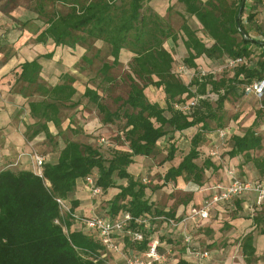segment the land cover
<instances>
[{
  "label": "trees",
  "instance_id": "trees-1",
  "mask_svg": "<svg viewBox=\"0 0 264 264\" xmlns=\"http://www.w3.org/2000/svg\"><path fill=\"white\" fill-rule=\"evenodd\" d=\"M42 1L37 4V12L45 18L38 27L35 41L44 45L50 43L53 49L40 57L52 59L57 48L66 47L71 55L78 56L76 66L80 71L82 62L90 65L99 57L102 49L98 43L102 42L110 47L113 58L100 68L103 82L109 86L117 81L111 70L120 65L121 55L126 51L131 57L126 73L128 92L126 97L115 98L118 104L112 110L103 94L105 88L108 92V86L102 93L98 88L84 85L82 95L96 107L101 123L108 130L120 124L117 139L110 141L102 137L107 142L96 146L89 141L69 138L60 130L67 121L66 111L81 107L80 102L74 100L77 93L74 83H81L82 78L68 72L57 76L55 84L46 82L39 58L22 62L13 69L15 85L19 86L35 120L33 129H30L32 125L28 126L26 137L32 139L44 133L59 153L55 159L44 163V177L21 167H8L0 172V264H107L103 256L105 246L96 236L84 234L73 219L67 218V232L54 222L60 215L55 198L61 197L72 207L77 206L76 188L79 183H86L87 177H93L95 185L101 188V194L94 197L99 199L98 207L106 204L99 209L102 211L97 208L96 214L115 219L130 213L134 218L132 227L143 229L145 239L141 242L130 240L122 232L115 235L116 242L125 244L124 252L128 255L144 251L152 237L160 240L162 253L178 246L181 232H174L168 221L181 220L189 214L178 213L181 205L191 202L192 207L201 205L206 197L203 189L226 178L225 174V178H217V172L235 168L242 180L264 181V92L262 101L255 107L253 122L245 126L244 132H234L225 138L230 144L225 165L217 163L214 157H202V147L209 138H218V130L230 125L224 122L225 103L240 102L247 96L245 87L264 80V38L256 36L263 32L255 21L264 0H252L251 5L246 0L242 10V0H177L185 6L186 12L181 14L183 24L179 32L165 15L148 6L151 0H48L52 5L68 7L66 12L52 13L44 10ZM186 14L195 17L200 26L193 28ZM179 40L184 48V66L195 71L189 83L175 71V46L169 41L177 44ZM93 47L97 50L91 57ZM202 57L210 60L211 71L204 74L199 72L197 63ZM239 57L243 58L242 63L234 68L226 66L228 61ZM219 68L223 69L217 72ZM150 86L161 92L165 106L150 99L147 90ZM213 93L218 95L216 99L211 98ZM194 99L196 103L188 111L175 106L188 105ZM70 114L67 129L74 137L81 128L73 123L74 111ZM82 114L86 116L85 112ZM239 117L237 112L233 119ZM211 121L216 125L212 126ZM50 123L58 129L60 139L50 132ZM193 127L198 130L190 138L189 151L177 164L168 167L164 183L178 184L181 178L185 183L195 184L198 186L195 193L201 195V200L184 199L177 207L160 206L150 198L153 189L136 178L128 167L137 157L156 156L159 142L167 136L169 150L164 161H174L179 140L176 133ZM250 168L257 170V177L248 175ZM121 180L126 183H120ZM244 198L238 196L222 203L231 212L225 225L250 218L257 229L262 221L257 213L264 208V203L255 201L251 204L253 210H244ZM218 206L221 204L215 208ZM208 221L210 218L190 222L193 244L192 229L208 227ZM161 229L168 235L159 234ZM253 231L240 236V251L246 264L259 260ZM260 233L264 234V228ZM179 245L185 251L183 239Z\"/></svg>",
  "mask_w": 264,
  "mask_h": 264
},
{
  "label": "rangeland",
  "instance_id": "rangeland-1",
  "mask_svg": "<svg viewBox=\"0 0 264 264\" xmlns=\"http://www.w3.org/2000/svg\"><path fill=\"white\" fill-rule=\"evenodd\" d=\"M249 1V0H248ZM40 2V0H0V11L2 13H5L6 15H10V18H15L16 21H18V24L20 27H16L14 31L10 32L9 27L0 26V38L4 39L6 41L7 36L11 38V34L19 35V32L21 30L28 32L31 37L27 40L29 43L31 42L33 46L38 45V43L35 41V34L37 33L38 27L41 26V22L44 21L45 17H42L40 13L37 12V4ZM44 4V10L48 13H52L53 11L59 10L62 12L68 11V7L63 6L61 4H55L52 5L48 0L42 1ZM151 1L148 3V6L150 5ZM248 3V2H247ZM249 4V3H248ZM164 4L162 5L164 7ZM183 5L180 4L178 1H174V3H171L169 6V11L166 13L165 17L168 20V22L173 26L175 30L179 32L181 25L183 24V18L180 14V12L183 10L185 12V9L183 8ZM180 10V12H179ZM182 11V12H183ZM186 13V12H185ZM187 15V14H186ZM188 19L190 20V25L193 28L199 27L198 21L188 16ZM188 21V20H187ZM5 35V36H2ZM33 36V37H32ZM170 45L173 47L174 55H175V71L180 75V77L186 82L189 83L194 76L195 71L189 70L187 67L184 66V63L182 61L183 55H184V48L182 45V41L179 40L178 43L174 44L172 41H169ZM44 44H39V46L42 47V51H44L46 54L47 52L52 51L53 45L48 43L46 47V50L43 49ZM99 46H101L102 52L99 55L98 58H94V62L90 65L86 64L85 62H82V68H80V75L82 78L81 83H77L80 93L75 95V101L80 102V109H71L66 111V118L70 117V113L74 111L75 115L73 117V123L77 127L80 126L81 131L77 133L74 137L70 134L71 132L68 130L65 134L69 138H76L83 141H89L92 142L94 145L98 146L99 143H104L101 141L102 137L109 138L108 140L114 141L116 138V135L118 134V128H120V124L114 125L111 129L102 130L101 123V116L96 109V107L93 104H90L86 101V99L83 97L82 90L85 88L84 85H89L93 88L100 89L99 91H103V88L105 86H108L106 83L103 82V76L100 74V68L104 62L111 63L113 58L110 55V47L102 42L98 43ZM2 50L3 52L8 56L9 54H15L19 47L17 48L15 44L11 43H2ZM57 50L61 53L60 58L66 56L69 52V49L66 47H59ZM97 48L93 47L91 52L89 53V56L93 57ZM70 54V53H69ZM69 56V55H68ZM131 62V57L129 53L126 51H123L121 55V63L119 66L115 67L111 70V74L116 78V82L113 85H109L108 92L104 91L105 102L107 105L112 109L115 110L117 108V102H115L116 97H126L128 92V83L126 82V73L129 71V64ZM68 68L72 65L68 62ZM76 67V66H75ZM184 67V68H182ZM220 68L216 70L217 72H220ZM199 70V69H198ZM203 70V69H202ZM200 70V72L202 71ZM206 73L210 72L211 69H205ZM149 93V97L152 100H157L159 103H161L163 106H165V101L163 99V95L161 92L156 89L154 86H150V88L147 89ZM248 95V94H247ZM263 99V96L259 97L255 93L249 94V96H245L240 102L236 103L235 101H230L225 103V124L229 125L227 128L229 129V133H242L245 130L244 125L247 124L248 120L250 119V116L252 115L251 111L255 110V107L257 103L261 102ZM84 108V109H83ZM82 109L84 111H82ZM77 110V111H76ZM76 111V112H75ZM82 112L86 113V116L82 114ZM239 112L240 117L238 119H233V116L235 113ZM251 113V114H250ZM91 122L93 125L92 129H90V132L86 133L87 131L84 129L85 125L88 122ZM212 126L216 125L214 121H211ZM198 130V127H193L191 129H188L185 132H177V139L178 140V150L176 152V159L174 161H164V158L168 154L169 150V136L164 137L161 139V141L158 144V150L159 153L154 157H139V160H136L133 164H131L128 167V170L133 173V175L141 180L144 184H146L150 189H153V193L151 194L150 198L151 200L157 202L160 206H175L181 204L182 200L189 199L192 201L198 202V199L201 198V195H197L195 193L198 190V186L194 185L192 183H185L180 178V184L177 186V184L174 183H164V174L168 167L172 164H177L179 162L183 155L186 154L190 149V138L191 136ZM219 135V134H218ZM106 141V140H105ZM225 139H222L220 137L215 138L214 136L209 138V140L203 145L202 147V157L205 158L209 155V152L211 150L216 152V162L217 163H223L225 161V158L227 157L226 152L230 149L229 141H225ZM107 142V141H106ZM117 143H121V141H116ZM108 148V147H105ZM103 151L109 153L108 149ZM57 155V154H56ZM225 165V164H224ZM224 170L222 172H217L216 176L217 178L222 179L225 177ZM250 177H257V174H253L251 171H249L248 174ZM224 179H222L221 182H223ZM120 183H126L125 180L119 181ZM225 182V181H224ZM86 185V184H85ZM192 188V189H191ZM197 188V190H195ZM196 196V197H194ZM198 196V198H197ZM249 202L251 204L255 203V196L249 195ZM257 198V197H256ZM174 202L173 204H170V202ZM257 202V200H256ZM96 203V202H94ZM98 204V203H97ZM194 203L191 202L190 206ZM95 205V204H94ZM226 205V204H225ZM224 204H221V206H218L212 211L210 221L206 222L208 223V227L198 228L194 227L192 229L193 237H194V244L196 248L198 249H208L210 251V258L208 260L206 259H195L192 264H246V262L243 261V256L241 255L240 251V236L243 233L248 232L251 230L250 224L253 223V220L250 218H245L241 220L243 225L241 226V229H239V226L233 224H229V226L225 225L226 220L229 218L228 215H230V210L228 207H226ZM106 206V204H104ZM104 206L101 205V207H96L102 209ZM196 206V205H194ZM225 208V209H224ZM97 210V211H98ZM102 211V210H99ZM258 216H261V224L256 229L253 230L259 231L264 228V208L258 211ZM228 217V218H227ZM251 220V221H245V220ZM77 224V223H76ZM197 225V224H196ZM253 225V224H252ZM192 226L188 225V228L191 229ZM77 228L83 230V226H79L77 224ZM211 231L208 232V229ZM243 231V232H242ZM167 234V231L165 229H161L159 234ZM174 233V232H172ZM176 233H180L179 231H176ZM176 233H174L176 235ZM156 235V234H155ZM168 235V234H167ZM157 236V235H156ZM178 243L176 246V256L179 258L182 256L183 249L180 248L179 242L181 241L182 244V236L180 234V238L178 239ZM171 260V258H170Z\"/></svg>",
  "mask_w": 264,
  "mask_h": 264
},
{
  "label": "crops",
  "instance_id": "crops-1",
  "mask_svg": "<svg viewBox=\"0 0 264 264\" xmlns=\"http://www.w3.org/2000/svg\"><path fill=\"white\" fill-rule=\"evenodd\" d=\"M174 1L175 0H151L150 6L153 7L156 11L160 12L161 14L166 15V13H168L169 11V6L171 5V3H174ZM164 2L165 5L163 7L162 5L164 4ZM248 3L249 5H251L252 0H249ZM183 8L185 9L184 5ZM182 11L180 12L179 10L180 14L185 13L184 11L183 12ZM258 11L259 13L255 17V21L257 24L261 26L263 33H256V36L261 37L263 39L264 38V3L263 5L259 6ZM185 17L188 20V23L190 24L191 19L190 20L188 19V15H185ZM192 18L194 19V17ZM0 26L9 27L10 32L14 31L16 27L18 28L20 27L18 21H16L15 18H10V15H6L1 11H0ZM30 37L31 35L28 32L26 31L23 32V30H21L19 32V35L11 34V38L7 36L6 41H4L2 37L0 38L1 44L11 43V44H15L16 46L21 45L15 54H9L7 56L4 52L0 53V172L8 167H13V168L21 167L34 171L36 167L34 161L35 153H39L42 156H44L45 162L55 159L56 154L59 153L58 152L59 150H55L54 148L55 146L52 143L48 142L44 133H40L32 139H28L26 137L28 126L32 125L30 129H33L35 127L34 125L35 120L30 115V109L28 105L25 103L26 99L24 98L22 92L18 90L19 86L15 85V80L12 76L13 69L22 62L31 61L35 58H39V61L43 65L42 78L46 82L55 84L57 83L56 81H58L57 76H59L62 73H68V72L73 75L76 74L77 78H81L79 68L76 66L78 56H74L68 53L66 56L60 58L61 53L58 50H56L52 59L40 57L45 53L44 51H42V47L39 46V44L41 43H38V45L33 46L31 42L30 43L29 41L27 42V40ZM43 49L47 51L45 45H43ZM209 61L210 60L208 59L205 60V58L203 57L197 61L199 65L198 67L199 72L202 69L203 70L210 69L208 67ZM68 62L70 64L72 63L70 68H68L69 65ZM77 83L79 82L74 83L77 88L76 94L80 93V89ZM84 90L85 88L82 90L81 94L84 93ZM74 100H75V96H74ZM260 106L262 105L260 104ZM251 113L252 115L250 116V119L248 120L247 124L244 125V127L250 125L253 122L255 117L254 110L251 111ZM68 125H69V119L66 122H64V124L60 128V130L63 131L64 135L68 131L67 129ZM100 125H102L103 127L102 130L108 129V127H106L102 123H100ZM92 127L93 125L89 121L84 128L87 131L86 133L90 132V129H92ZM49 128L52 135L60 139L61 135L58 133L59 132L58 129L52 123L49 124ZM136 160H139V157H137ZM250 171L253 174L258 175V172L255 168L253 169L250 168ZM224 174L226 175V171L224 172ZM181 180L184 182L183 179ZM224 181L220 183L224 185L227 184L228 183L227 177L224 179ZM177 183H178L177 185L180 184V178L178 179ZM195 190H197V188H195ZM111 194L113 195V192ZM249 195H254L255 201L257 200V198L255 193H246L242 195L245 197L244 198L245 200L243 201L244 210L251 211L253 210V208L251 206V202H249V197H248ZM75 197L77 198V200H79V204L77 206H73L76 209V211L83 214L85 213L90 214L91 212L96 211L95 208L98 207L99 199H96L91 195V192L87 187V185H85V183L81 182L78 184L76 188ZM200 200L201 199H198V201ZM173 203H174L173 201L170 202V204ZM190 204H188L187 206L181 205L178 208V213H181L183 211L186 213L190 212L192 208V205L190 206ZM245 221H251V220L248 219ZM233 222L235 223L236 226L237 225L239 226V229H241L240 225L245 224L241 220H236ZM249 224L251 230H249L248 232L254 229L252 223ZM75 226L77 225L75 224ZM253 235H254V245L257 249V256L259 257V260L255 264H264V234H261L259 231L254 230ZM177 250L176 247L173 249V255L171 256V260L167 264H183L180 262L181 260L186 264H192L193 261H195V258L188 256L185 253L184 249H183L184 254L179 258H177L176 256ZM243 261L245 262V259H243Z\"/></svg>",
  "mask_w": 264,
  "mask_h": 264
},
{
  "label": "built area",
  "instance_id": "built-area-1",
  "mask_svg": "<svg viewBox=\"0 0 264 264\" xmlns=\"http://www.w3.org/2000/svg\"><path fill=\"white\" fill-rule=\"evenodd\" d=\"M244 60L242 57L232 59L226 63L229 68H234ZM184 68V67H182ZM220 69V68H219ZM206 71L202 70L204 74ZM246 93L249 95L255 93L261 97L264 92V80L255 82L252 85L245 87ZM217 94L213 93L211 98L216 99ZM196 100H192L188 105L176 104L177 108L183 111H188L194 106ZM229 133L228 128L218 130L219 137L225 139ZM101 141L105 142L104 138ZM210 157H216V152L211 150L209 152ZM35 169L34 172L40 177L43 176V165L45 158L39 153L34 154ZM227 184H215L209 186L203 191L206 193V197L199 206L192 207L189 214L181 220L170 219L168 223L173 228L174 232L179 231L182 234L183 244L185 245V253L195 259H209L210 251L207 249H198L193 244L192 236L190 234L188 225L190 222L197 219L207 221L209 220L211 213L216 205L231 202L238 196H242L246 193H255L257 197V203H264V181H246L242 180L235 168H226ZM48 183V181H46ZM93 197L101 194V188L96 186L93 177H87L86 183ZM60 215L54 220L56 224H61L64 230L68 231L67 218L73 219L75 224L80 227L83 226L84 234L96 236L101 244L105 246L104 257L107 259V264H167L168 258L173 255V249L169 248L164 253L160 251V240L157 237H152L148 242V246L144 251H133L131 254L124 252V243H118L115 240V235L122 232L126 237L132 241L141 242L145 239V233L140 226L133 228L131 223L134 220L130 213L124 214L121 218L111 219L106 216L98 215L96 212L90 214H83L70 204L67 203L61 197L55 198ZM137 222H141L136 219ZM76 224V225H77ZM115 256V257H113Z\"/></svg>",
  "mask_w": 264,
  "mask_h": 264
},
{
  "label": "water",
  "instance_id": "water-1",
  "mask_svg": "<svg viewBox=\"0 0 264 264\" xmlns=\"http://www.w3.org/2000/svg\"><path fill=\"white\" fill-rule=\"evenodd\" d=\"M245 1H246V0H242V4H241V10H242V9H243V7H244ZM241 10H240V13H241ZM239 17H240V14H239Z\"/></svg>",
  "mask_w": 264,
  "mask_h": 264
}]
</instances>
